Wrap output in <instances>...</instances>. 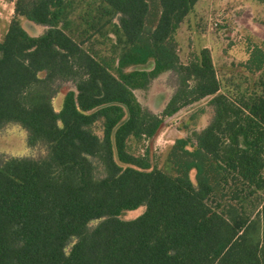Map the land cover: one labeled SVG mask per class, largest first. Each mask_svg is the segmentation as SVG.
<instances>
[{"label": "trees", "instance_id": "1", "mask_svg": "<svg viewBox=\"0 0 264 264\" xmlns=\"http://www.w3.org/2000/svg\"><path fill=\"white\" fill-rule=\"evenodd\" d=\"M68 1L14 0L0 39V126L19 123L46 147L0 159V264H264V94L244 109L221 92L207 47L180 61L175 34L198 0H101L117 18L109 59L68 34ZM22 18L45 28L32 35ZM243 66L264 69V47L250 42ZM166 71L178 84L154 112L134 90ZM206 97L213 116L174 140L172 173L131 150Z\"/></svg>", "mask_w": 264, "mask_h": 264}, {"label": "rangeland", "instance_id": "2", "mask_svg": "<svg viewBox=\"0 0 264 264\" xmlns=\"http://www.w3.org/2000/svg\"><path fill=\"white\" fill-rule=\"evenodd\" d=\"M12 1L14 2L0 0V38L13 15ZM67 14L70 23L66 31L84 48L98 58L109 59L117 55L118 49L114 50L116 44L112 32L117 18L108 12L104 2L69 0ZM22 20V26L32 35L41 33L45 28L26 18ZM175 38L182 63L199 53L201 48L209 49L220 82V91L244 109H248L256 97L264 94V69L251 73L243 66L248 57L250 42L264 47L263 0H198L180 24ZM152 66L153 62L149 60L145 64L129 65L125 70L151 69ZM177 84V73L166 71L152 79L146 88L135 89L134 93L142 106L160 112ZM69 89H74L71 80L60 83V89L52 99L56 111L61 108L63 94ZM209 99L210 97H206L187 104L172 115L164 117L153 137L140 142L131 139V150L135 154H142L147 147L151 167L172 173L168 160L170 147L176 138L189 136L193 130L202 129L211 120L213 108ZM95 130L101 134L99 126ZM45 153V145L42 142H29L27 131L19 123L8 122L0 126V159L14 156L38 158ZM97 174L101 175L102 171L99 169ZM190 177L194 179V170L190 171ZM253 203L248 204L249 210L256 206V200ZM144 209L142 205L123 210L119 217L131 219ZM98 222L99 219H93L88 225L93 227ZM69 246L66 247L67 251Z\"/></svg>", "mask_w": 264, "mask_h": 264}, {"label": "crops", "instance_id": "3", "mask_svg": "<svg viewBox=\"0 0 264 264\" xmlns=\"http://www.w3.org/2000/svg\"><path fill=\"white\" fill-rule=\"evenodd\" d=\"M13 2V1H12ZM13 6H14V2H13ZM23 19V18H22ZM21 19V23H22V20ZM28 24H31V23H28ZM32 26H37V25H34V24H31ZM8 26V25H7ZM7 29V28H6ZM6 29H5V31H6ZM5 31H4V33H5ZM4 33H3V35H4ZM38 34H40V33H38ZM38 34H33V35H38ZM3 35H2V37H3ZM1 39V38H0Z\"/></svg>", "mask_w": 264, "mask_h": 264}]
</instances>
